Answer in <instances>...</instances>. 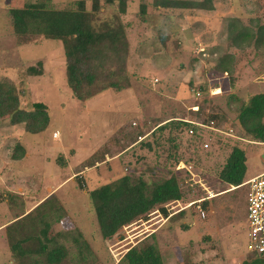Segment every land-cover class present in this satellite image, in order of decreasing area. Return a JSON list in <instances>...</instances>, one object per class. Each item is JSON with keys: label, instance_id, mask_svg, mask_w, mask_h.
I'll list each match as a JSON object with an SVG mask.
<instances>
[{"label": "rangeland", "instance_id": "1", "mask_svg": "<svg viewBox=\"0 0 264 264\" xmlns=\"http://www.w3.org/2000/svg\"><path fill=\"white\" fill-rule=\"evenodd\" d=\"M35 1L38 0H0V81L14 84L23 109H32L37 101L45 103L50 121L44 131L30 133L25 131L24 124L13 125L7 116L0 117V175L9 171L17 178L30 181L24 186L32 185L39 189L37 194L44 195L66 175L63 168L56 169V163L45 161L49 155L52 157L56 151H60L70 156L69 150L76 147L80 148L79 157L82 158L85 149L94 148L107 137V145L112 139L119 141L120 138V146L126 148L135 138L137 126L141 124L146 130L169 116L190 114L192 110L188 111L186 106L191 104L201 107L203 119L216 115L218 128L228 133H218L213 140L206 139L209 147L198 149L199 161L191 162L195 167L192 169L194 179L205 183L213 191L228 188L227 183L219 181L218 173L233 146H239L245 152V180L263 170L264 143L259 144L258 138L244 131L238 114L241 101L248 100L253 94L264 93V50H257L253 45L242 48L232 45L226 38L225 29L228 17L239 18L247 25L255 17L263 19L264 0H211L214 5L211 10L163 7L156 5L159 0H124L126 11L120 14V21L125 24L124 33L128 41L126 69L129 80L119 92L111 89L100 91L86 102V108L72 96L67 83L61 41L37 34L18 35L13 30L10 9ZM77 1L51 0V5L63 9L75 6ZM82 1L87 11L93 9L94 3L98 4L97 17L109 18L118 13L119 0ZM141 5L145 6L144 12ZM225 52L234 56L232 75H223L213 69L216 56ZM29 67L36 68L41 74H31ZM215 85H220L221 89L220 93L214 95L210 93V88ZM199 87L201 96L196 99L193 90ZM177 93L182 95L175 99ZM231 94L237 99L231 98ZM134 121H137L136 126L133 125ZM55 130L58 131L57 138L52 137ZM18 139L25 145L27 154L24 160L9 162L11 149ZM215 140L218 142L215 143ZM137 146L138 143L128 148L126 158L120 159L119 163L114 164L111 160L114 169L119 167L116 171L124 174L142 171L148 179L168 177L163 161L154 169L155 156L147 150L141 152L145 157L141 165L136 164L132 153L137 152L134 149ZM103 149L104 146L97 149L80 165H94ZM139 165L141 169H138ZM109 166L111 168V164ZM169 166L174 168L171 162ZM3 168L5 172H2ZM45 171L48 175L43 179ZM172 171L182 182L183 192V199L172 203V210H179L186 202L208 193L198 183L193 185L185 181L190 177L187 170ZM9 172L0 177V197L6 195L8 187L12 189L7 180ZM4 178H7L6 181ZM95 178L93 175L84 180V190L95 187L92 182L89 183ZM14 181L10 180V183ZM97 182L101 183L100 180ZM76 183L74 180L65 182L58 188L72 199L71 202L61 196L60 202L56 196H51L44 202V208L38 207V210L34 209L11 224L8 230L11 233L13 229L12 240L8 236L5 240L7 228L0 231V264H26L27 259L24 258L13 260L10 243L29 233L39 234L38 231L44 228L49 236L68 248L69 257L61 264H129L126 256L133 247L139 254L150 258L149 246L155 245L154 236L150 234L155 222L153 214L137 218L122 227L114 237L104 240L92 211L91 199ZM48 186L51 187L47 189ZM246 195L247 185L241 184L214 199L228 203L224 211L216 208L215 221L222 223V218L233 219L232 230L229 232L227 225L229 233L223 234L224 238H214L203 229L202 222L211 218L208 207L205 208V217L198 215L197 204L188 208L187 218L181 222V226L189 224L191 229L183 232L186 230L180 227L169 237L160 236L163 244L167 245L161 247L165 263L240 264L249 259ZM20 208L18 197L9 194L4 207L0 204V225ZM226 222L229 223L225 221L222 225L224 228ZM69 231L71 237L64 239L61 234ZM74 237L78 238V243L73 241ZM32 246L33 242L24 244L25 248ZM79 248H83L80 253ZM81 254L84 258L80 257Z\"/></svg>", "mask_w": 264, "mask_h": 264}, {"label": "trees", "instance_id": "2", "mask_svg": "<svg viewBox=\"0 0 264 264\" xmlns=\"http://www.w3.org/2000/svg\"><path fill=\"white\" fill-rule=\"evenodd\" d=\"M156 5L204 10L214 8L211 0H159ZM98 10V4L94 3L93 9L87 11L82 0H78L73 7L63 9L55 8L51 5V0L26 2L20 8L10 9L11 24L18 35L37 34L61 41L66 80L72 96L81 101L102 90H122L129 80L126 69L128 41L124 33L125 24L120 21V14L126 11V3L119 0L118 13L109 18L97 17ZM141 10L145 11L144 5H141ZM225 33L228 41L236 47L253 45L257 50H264V18L255 17L247 25L239 18L228 17ZM233 63L234 56L225 52L216 56L213 69L232 75ZM28 70L31 74H41L34 67H29ZM230 97L237 99L233 94ZM3 116H7L13 125L24 124L25 131L30 133L42 132L50 121L47 105L41 101L34 102L30 110L21 108L19 93L9 81H0V117ZM208 118H216V115ZM238 118L246 133L264 142V93L253 94L248 100L241 101ZM191 127L196 131L195 126L178 120H170L160 125L159 132L165 128L170 130L164 141L159 140V143L164 145L163 148L172 145V151L168 155L171 166L179 160L195 163L199 161L201 135L197 132L189 134L187 129ZM24 153V147L16 141L9 156L12 160H18ZM245 160L244 150L233 146L218 173L219 179L234 186L241 185L245 181ZM58 161L61 164L60 157ZM172 170L169 167L168 177L155 181L147 179L143 172L138 176L122 175L89 191L101 238L111 239L123 226L148 215L158 205L159 211L166 214L167 207L164 204L182 199L179 178ZM79 187L83 188L81 184ZM206 203L202 204L205 206ZM179 212L183 213L184 209ZM38 232L39 234L33 232L18 237L10 243L13 260L24 258L27 259L26 264L63 263L69 257L68 248L55 237L49 236L46 228ZM61 235L66 239L71 237V232ZM73 241L78 243V238L74 237ZM29 242H33V246L25 248L24 244ZM81 249L83 248H79V253ZM149 250L150 258L139 254L135 247L131 248L126 256L129 264H163L155 246L150 245ZM81 255L82 258L83 254ZM240 264H264V259L251 254L249 259Z\"/></svg>", "mask_w": 264, "mask_h": 264}, {"label": "crops", "instance_id": "3", "mask_svg": "<svg viewBox=\"0 0 264 264\" xmlns=\"http://www.w3.org/2000/svg\"><path fill=\"white\" fill-rule=\"evenodd\" d=\"M182 64L183 63H181V65ZM223 75H227V73L224 72ZM220 89H221V86L220 85H215L214 87H211L210 88V93L211 94H214V95L215 94H218V93H220L219 92ZM119 91H121V90H119ZM119 91H115V92H119ZM193 91H194L193 95H195V92L196 91H199L200 92V96H201V91L200 90H195L194 89ZM181 95H182V93H177L176 97H174V98L175 99H178ZM199 97H197L195 95V98L196 99H198ZM91 98H88V99L82 100V101L79 100V101H81V103L86 108V105H87L86 102L89 99H91ZM75 99H77V98H75ZM195 106L197 108H193ZM136 107H138V103L136 104ZM186 108H187L188 111L189 110L190 111L192 110L190 114H184V115H179V116L176 115V116H173V117H170L169 116L167 118H164V119L160 120L157 124H155L150 129L143 130L142 125L140 124L139 126H137L135 128V129L138 128L137 131H136L135 138L133 139V141L126 148H123V147L120 146L121 145L120 143L122 142V140H120L119 137H118L119 138V141L116 140V139H112L111 143H109L107 145V143H108V141H107L108 137H107L106 139L103 138V140H101V142H99L98 144L94 145V148H87V149H85V152L82 153V158L79 157V155H80V153H79L80 148L79 149H76V147H71L72 149H70L69 151H71V154L72 155H70V156L68 154H65V153L60 152V151H56L55 152L56 154L54 153L52 155V157L49 155L48 157L45 158V161L50 162V163H56V167H57L56 169L57 170L58 169L60 170V168L61 169L63 168V171L66 172V175L59 182V184H57L56 186L52 187L44 195L37 194L38 191H39V189L38 190L35 189L34 186H32V185L31 186H28V187L27 186H24V184L25 185H28L30 183V181L28 182V180H25L24 178H20V177L17 178L15 175H11V172L6 171V172H9V174H7V176H9V178L8 179L7 178H4V180L5 179L9 180V184H10V187L12 189H10L8 187L7 183L5 182L6 180H5L4 181V185L8 187V189H7L8 192L6 193V195H3V196L0 197V204H2V206L4 207V203L7 202L8 196L10 194V195H13V196L15 195V196L18 197V199H19V201L21 203V208L19 210H17L15 212V214H13L11 217H9V220H7L6 222H4V223H2L0 225V231L1 230H6V228L8 230V227L7 226L13 224L14 222H18V220H20L21 218L26 217L34 209L35 210H38V207L44 208V206H45L44 205V202H46L48 200V198L51 197V196H56L60 200V202H62V200L60 199V196L62 198H64L67 202H71L72 199H69L65 194H62L59 191L60 189L58 190V188L62 184H64L65 182H70V181H73V180L75 182L77 181V183H76L77 187L79 189H81L83 192L86 191L88 193V195H89V191H91L92 189H95V188H97V187H99V186H101L103 184L110 183V182L118 179L122 175L129 174V173H125L124 174L123 172L121 173L120 171H116L117 169H119V167H116V169H114L113 163H110V162H111V160H113L114 161V164H115V162L119 163L120 162V159L126 158L125 157L126 156L125 152L128 150V148H132L137 143H138V146L137 147H134V149L137 150V152L134 151L132 153L133 155H135L134 156V159L137 161L136 164H140L141 165V160H144L145 159V157L142 156L141 152H144V150H147L148 152H150L151 154H154V156H155L154 157L155 158V162L153 163L154 169L158 166V163L159 162H162L163 161V165L168 170V168L170 167L169 166V163L171 162V159L168 157V155H169V151H172V149H171L172 148L171 147L172 145H168V147L166 146L167 147V150L165 151L164 148H163L164 145L162 143H159V140L160 141H164L163 137L166 136L170 130H169V128H165L162 132H159L158 131L160 125L163 124V123H165V122H167V121H170V120H178V121L190 123L192 126H195L197 133L201 135V141H202L201 149L202 148L204 149V148H208L209 147V144L206 142V139H212L213 140L215 138L216 134H218V133L228 134L227 132L222 131V129L218 128L217 121H216L217 119L216 118H211V119L204 118L203 119L202 118V109H201V107L198 104H191L189 106H186ZM210 120H213L214 121V123H215L214 126L216 128L215 130L210 129V128H201L199 126H196V125L192 124V122H194V121H201L203 123H208V121H210ZM190 121H192V122H190ZM134 122L137 125V121H134ZM136 125H134V126H136ZM187 131H188V129H187ZM206 131L207 132L208 131H211V132H208V134H207ZM138 136H142V139H138ZM52 137L53 138H57L58 137V131L57 130L53 131ZM121 137H123V134L121 135ZM18 141L21 143V145L25 149L24 156L21 159H18V160H22V159L24 160V157L27 154V150H26L25 145L22 144L21 140L18 139ZM103 141H105V142H103ZM214 142L217 143L218 141L215 140ZM258 143L259 144H263L264 142L263 141H259ZM204 144H207V146L205 147ZM103 146H104V149H103L102 153L99 155L100 158L95 161V164L94 165L92 163H90V165L87 164L85 167H83V166L80 165V163H82L84 160L90 158L97 149H100ZM105 146H106V148H105ZM115 148H116V150H115ZM65 151H66V149H65ZM143 154H145V153H143ZM59 157H60V159L62 161L61 164L58 161V158ZM8 158H9V162L14 161V160H12L10 158V156ZM246 160H247V158H246ZM246 160H245V164H246ZM109 164H111V168H110ZM140 165L138 166V169L139 168L141 169V166ZM186 166H190V171L195 176V174L193 172V170H194L195 167L193 168V164L191 162H186L184 160H179L174 165L173 170L175 172H179L178 170L185 169L184 167H186ZM151 169H152V167H151ZM154 169H152V170H154ZM2 170H3L2 172H5V168H3ZM186 170L187 169H185V171ZM263 170H264V167H263ZM5 173L2 174V175H0V177L3 176V175H5ZM245 173H246V171H245ZM131 174H134V175L138 176L140 174V171L137 174H135V173H131ZM189 174H190V177H192V175H191L190 172H189ZM47 175H48V172L45 171V173L42 174V178L45 179L47 177ZM93 175H95V177H96L95 180L96 181L95 180H89V183L92 182L95 185V187L94 188H89L88 187L87 190H84V188H85L84 180L87 181V179L88 178H92ZM256 175L250 176V178H252V177H254ZM177 177H178V175H177ZM190 177L187 180H185V181L188 182V183H190V184H193V185L198 183L199 186L204 187L203 189L208 192L206 195L201 196V198L202 197H205V199L199 203V205L203 208L204 212H205V208L208 207V212L211 213V218L209 220L205 221L204 223L202 222L203 229L206 232L212 234L214 238L217 237V236L218 237L223 236V238H224V235L223 234H226V232H228L227 225H229V227H230L229 228V232L232 230V227H233V219L232 220H228L226 218H222V221H223L222 223H219V221H215V218L214 217H215L216 213H218V211L216 210V208H219L220 210H223L224 211L228 207V203L226 201H224V200H222L220 202L219 201H214V199H216L217 196H219L221 194H224V192H226V191H228L231 188L236 187V186L227 183L229 185L228 188L223 189V190L213 191L209 187H206L207 185H205V183L199 182V180L194 179V177H193V179L195 181H197V182H193V181L190 182L191 181L190 180ZM244 178H245V175H244ZM250 178H248V179H250ZM157 179H159V178H157ZM157 179H149V180L155 181ZM248 179H246V180H248ZM10 180H15V181L13 183H10ZM97 180H100L101 183L97 182ZM219 181L221 183L223 182L220 179H219ZM179 182H180V186H181L182 182L180 181V179H179ZM223 183H226V182H223ZM79 184H81V186L83 188H80L79 187ZM13 185L16 186V190L14 189V186ZM33 185H35V184H33ZM50 187L51 186H48L47 189H49ZM198 198H200V197H198ZM182 199H183V195H182ZM179 201H181V199L180 200H176V201H171V202H168V203L164 204V206L167 207V213L166 214H162L159 211V206L160 205L156 206L149 213L150 215L153 214V218L155 219V222L152 224V231H151L150 234L151 235L153 234V236H154V240H155V243H154L155 245L154 246L156 247L155 248L156 249V252L161 257L163 264H168V263H165V259L163 257L162 252H161V249H162L161 247H167V245L165 243L163 244V242H162L163 240H161V237H163V238L169 237V235H171L172 232L178 231V229L180 227H182L183 229L186 230V231H183V232H187V231H189V229H191L190 226H189V224H182V226H181V222H184V220H186V218H187V214H186L187 212H186V210L188 211V208H190V207H186L184 209V212L183 213H180L179 211L177 213V211L171 209L174 206V205H172V203H174V202L176 203V202H179ZM203 202H207L205 204V206L202 204ZM33 203H36V205L33 204ZM219 204H221V205H219ZM91 205H89V206L91 207ZM84 206L85 205L83 204V208H84ZM92 211H94L93 208H92ZM196 211H198V208L197 207H196ZM176 214H179V215L177 217H175ZM229 214L231 215V213H229ZM198 215L200 217H202L200 215V213ZM205 216H206V213H205V215L203 217H205ZM182 219H183V221H182ZM15 220H17V221H15ZM225 221H229V223L227 224V222H226V224H225L226 226L224 228V226H222V225H223V223ZM125 226H127V225H125ZM12 232L13 231L11 230V233ZM8 233H9V235H8ZM11 233H10V230L7 231V235L5 236V240H6L7 236H8L9 239L11 238V236H10ZM246 234H247V232H246ZM107 240H109V239H107ZM231 246H232V242H231Z\"/></svg>", "mask_w": 264, "mask_h": 264}, {"label": "built area", "instance_id": "4", "mask_svg": "<svg viewBox=\"0 0 264 264\" xmlns=\"http://www.w3.org/2000/svg\"><path fill=\"white\" fill-rule=\"evenodd\" d=\"M195 95L200 96V92L196 91ZM193 108H197L196 106ZM192 122V121H190ZM192 124L199 126L201 128H210L215 130L214 121L210 120L208 123H203L201 121H194ZM133 125H136L133 122ZM195 131L193 128L188 129V133L191 134ZM138 139H142V136H138ZM206 147L207 144H204ZM187 169L192 177L190 180L197 182L193 179V173L190 171V166L184 167ZM242 184L247 185V195H246V219H247V250L251 254L258 255L264 259V170L257 174L256 176L244 181ZM205 197H200L195 200L188 201L184 204L181 209L186 207H191L197 204L196 207L200 215L203 217L205 212L203 208L199 205ZM176 210V211H179Z\"/></svg>", "mask_w": 264, "mask_h": 264}]
</instances>
